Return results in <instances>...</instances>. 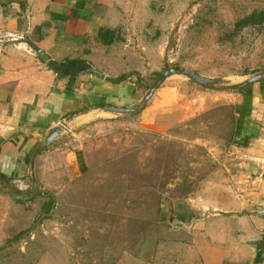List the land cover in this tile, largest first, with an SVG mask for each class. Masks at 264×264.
Listing matches in <instances>:
<instances>
[{
	"label": "rangeland",
	"instance_id": "374dc122",
	"mask_svg": "<svg viewBox=\"0 0 264 264\" xmlns=\"http://www.w3.org/2000/svg\"><path fill=\"white\" fill-rule=\"evenodd\" d=\"M100 8L101 27L114 30L116 45L126 43L136 61L158 70L130 71L132 100L105 106L133 111L95 108L66 118L49 144L36 141L28 155L15 148L14 175L0 181V264L170 263L175 243L191 236L189 221L169 218L178 211L193 217L191 201L264 206L256 199L264 161L243 159L250 136L244 145L242 137L229 143L223 110L205 114L233 98L228 86L264 73V20L237 23L264 10V0H102ZM168 68L220 83L199 85L178 72L159 78ZM173 87L174 102L144 121L152 96ZM157 198L164 219L148 224Z\"/></svg>",
	"mask_w": 264,
	"mask_h": 264
},
{
	"label": "crops",
	"instance_id": "0c3cea01",
	"mask_svg": "<svg viewBox=\"0 0 264 264\" xmlns=\"http://www.w3.org/2000/svg\"><path fill=\"white\" fill-rule=\"evenodd\" d=\"M101 1H0V159H7L8 165L16 147L23 146V153H28L66 118L87 117L92 109L131 101L135 79L130 71L142 77L158 70L159 64L136 61L126 43L119 48L114 40L108 44L99 40L106 19L100 13ZM66 58L85 60L101 76L89 68L67 88V78H57L47 66L48 60ZM121 74L127 75L123 81H110ZM173 88L152 96L141 112L144 121L150 124L174 102L178 91ZM227 95L233 98L224 103L237 104L239 118L244 116L241 134L250 135L243 159L259 164L264 161V77L251 84L250 95ZM262 176L257 172L255 178ZM260 196L264 201V186L256 199ZM190 211L194 214L187 228L191 238L188 243H175L171 262L157 259L139 264H264V218L254 213L257 208L220 199L193 200Z\"/></svg>",
	"mask_w": 264,
	"mask_h": 264
},
{
	"label": "trees",
	"instance_id": "16d2710c",
	"mask_svg": "<svg viewBox=\"0 0 264 264\" xmlns=\"http://www.w3.org/2000/svg\"><path fill=\"white\" fill-rule=\"evenodd\" d=\"M9 1L10 0H6L5 2H9ZM263 20H264V10H261V11L252 12L246 17L241 18L237 23L240 25H247L250 23H259V22H262ZM114 37H115V33L113 29H110L108 27L99 28L98 38L102 43H105V44L111 43L114 40ZM31 46L34 49H36L35 45L32 44ZM47 66L49 67V69H51L56 74L57 78H65V77L67 78V88H71V86L73 85L75 81L76 76L80 72H85L90 68V65L88 62H86L83 59H78V58H72V59L66 58L61 61L48 60ZM126 77L127 75L121 74L115 78H110V81L114 83H118L120 81H123ZM251 84L252 83H239V84H234L232 86H228L226 89L231 90L233 92L240 93L242 95H250L251 94ZM101 106H103V104H101ZM219 109L223 110L224 117H223L222 122L226 123L229 143H233V141L237 137H242L243 138L242 145L246 144L247 139L250 135H246L244 133L241 134L242 130H244L245 119H244V116H242V120L239 118L238 114L240 113V109L238 105L232 104V103H223V104L217 105L205 111V114L207 112L216 111ZM2 141L3 140L0 139V151H1ZM25 155H28V153H26ZM25 159L27 160L28 158H25ZM0 164L3 168L7 169V170L3 169L4 171H7V173H5L4 171H0V181H4V180L6 181L10 179L12 175H14L12 174V172H9L13 164L11 162V164L8 165L7 159H0ZM18 192L25 194V195L30 193V191H18ZM40 193L41 192L39 190H36L35 192H33L32 195L35 196L36 194H40ZM47 195L49 199H47V201H45L43 204L44 211L46 213L51 211L52 206H53L52 205L53 204L52 195H50L49 193H47ZM154 201L156 203V207L153 213L150 215V218H148V222H149L148 224H150L151 222H162L164 219L163 216L159 218V212L161 210L160 199L157 198V200L155 199ZM191 217H192V214L187 211H178L175 215L172 214L169 220L170 221L177 220L179 222H185V221H189Z\"/></svg>",
	"mask_w": 264,
	"mask_h": 264
},
{
	"label": "water",
	"instance_id": "95a60500",
	"mask_svg": "<svg viewBox=\"0 0 264 264\" xmlns=\"http://www.w3.org/2000/svg\"><path fill=\"white\" fill-rule=\"evenodd\" d=\"M39 53H41L38 50ZM91 73L101 76V74H99L98 71L96 70H90ZM175 72H178L179 74L193 80L194 82L198 83L199 85H210V84H219L220 81L211 79V78H207L204 76H201L195 72H191V71H187L183 68H168L167 70H165L164 72L160 73L159 78H165L166 76L173 74ZM264 73H257L254 74L253 76L247 78L245 81H243L242 83H253L255 81L260 80L263 77ZM153 88L149 89L147 94H145L144 96V100L148 99L152 93H153ZM105 110L111 111V112H118V113H127V112H131L133 111V109H129V108H125V107H115V106H108V107H103ZM60 128H56L54 130H52L48 136L45 139L44 144L47 145L49 144L57 135L59 132ZM34 158V156L32 157V159ZM255 214L262 216L264 218V206H260L259 210L254 212ZM264 242V238L262 240Z\"/></svg>",
	"mask_w": 264,
	"mask_h": 264
}]
</instances>
